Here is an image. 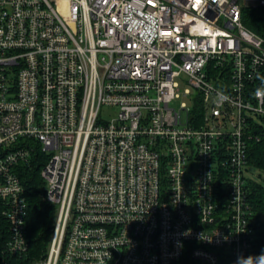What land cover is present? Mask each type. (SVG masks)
Masks as SVG:
<instances>
[{
    "label": "built area",
    "instance_id": "2783aa9c",
    "mask_svg": "<svg viewBox=\"0 0 264 264\" xmlns=\"http://www.w3.org/2000/svg\"><path fill=\"white\" fill-rule=\"evenodd\" d=\"M263 11L264 0H0V264L30 252L18 170L34 156L56 215L33 264L252 258L264 23L246 21ZM182 83L194 106L177 110Z\"/></svg>",
    "mask_w": 264,
    "mask_h": 264
},
{
    "label": "trees",
    "instance_id": "16d2710c",
    "mask_svg": "<svg viewBox=\"0 0 264 264\" xmlns=\"http://www.w3.org/2000/svg\"><path fill=\"white\" fill-rule=\"evenodd\" d=\"M264 14V11L262 12ZM260 13H250V19L246 21L248 27L257 33H263L259 26L264 23V17H258ZM43 157L34 156L30 164H23L19 167V176L26 188V195L29 203L27 229L30 239V252L27 256L16 259L15 264H33L35 257L43 254L50 242L52 228L56 215V207L45 200L46 185L41 176ZM249 163L264 168V140L251 142L249 150ZM252 190L251 201L258 220L255 224L258 238L252 261L256 264L259 255L264 253V184L250 181ZM5 229L0 228V246L3 245Z\"/></svg>",
    "mask_w": 264,
    "mask_h": 264
},
{
    "label": "rangeland",
    "instance_id": "374dc122",
    "mask_svg": "<svg viewBox=\"0 0 264 264\" xmlns=\"http://www.w3.org/2000/svg\"><path fill=\"white\" fill-rule=\"evenodd\" d=\"M187 87H188V85H186L185 83H182L181 90H180V97L177 98L173 102V104H172V107L173 108H175L177 110H180L184 104L186 105L187 108H190V107H193L194 106L192 100L190 99V96H185V94H184ZM183 114H184V117H185L186 116V111H183ZM259 120H260V118H259ZM262 121L264 122V119H262ZM248 176H249V178L252 181H255V182H259V183H263L264 184V168H262V167H257L255 165H250L249 166ZM263 219H264V216H263ZM43 254H41L38 257L33 258L32 262L34 260H37V259L41 258L43 256Z\"/></svg>",
    "mask_w": 264,
    "mask_h": 264
},
{
    "label": "clouds",
    "instance_id": "9594fccd",
    "mask_svg": "<svg viewBox=\"0 0 264 264\" xmlns=\"http://www.w3.org/2000/svg\"><path fill=\"white\" fill-rule=\"evenodd\" d=\"M237 264H241V258L238 259ZM243 264H253L252 258H246L243 260ZM256 264H264V253L258 256Z\"/></svg>",
    "mask_w": 264,
    "mask_h": 264
},
{
    "label": "snow or ice",
    "instance_id": "6c2138e0",
    "mask_svg": "<svg viewBox=\"0 0 264 264\" xmlns=\"http://www.w3.org/2000/svg\"><path fill=\"white\" fill-rule=\"evenodd\" d=\"M197 2H199V0H197Z\"/></svg>",
    "mask_w": 264,
    "mask_h": 264
}]
</instances>
